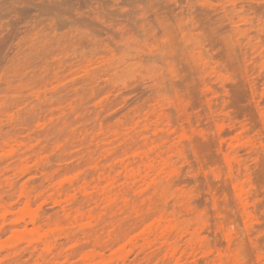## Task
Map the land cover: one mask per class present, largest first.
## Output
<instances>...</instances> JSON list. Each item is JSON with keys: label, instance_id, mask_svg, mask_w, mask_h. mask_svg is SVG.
Returning <instances> with one entry per match:
<instances>
[{"label": "rangeland", "instance_id": "rangeland-1", "mask_svg": "<svg viewBox=\"0 0 264 264\" xmlns=\"http://www.w3.org/2000/svg\"><path fill=\"white\" fill-rule=\"evenodd\" d=\"M232 2L0 0V264H264V0Z\"/></svg>", "mask_w": 264, "mask_h": 264}, {"label": "bare ground", "instance_id": "bare-ground-1", "mask_svg": "<svg viewBox=\"0 0 264 264\" xmlns=\"http://www.w3.org/2000/svg\"><path fill=\"white\" fill-rule=\"evenodd\" d=\"M168 161H169V160H168ZM153 174H154V173H153ZM139 176H140V175H139ZM149 178H150V177H149ZM157 178H158V177H157ZM110 179H111V178H110ZM113 182H114V181H113ZM110 184H111V183H110ZM107 193H108V192H107ZM108 196H109V195H108ZM106 207H107V206H106ZM98 212H99V211H98ZM87 218L89 219V218H91V217H87ZM88 219L85 218V220H88ZM72 221H73V220H72ZM81 221H82V220H81ZM92 221H93V220H92ZM77 222H79V219H78ZM74 223H75V222H74ZM176 223H177V222H176ZM71 224H72V223H71ZM75 224H77V223H75ZM77 225H78V224H77ZM178 226H179V225H178ZM76 227H77V226H76ZM35 228H36V227H35ZM178 228H179V227H178ZM38 229L41 230V228H39V227H38L36 230H38ZM34 233H35V232H34ZM38 233H39V232H38ZM41 233H43V232H41ZM36 236H37V235H36ZM139 240H140V239H139ZM90 257H91V256H90Z\"/></svg>", "mask_w": 264, "mask_h": 264}, {"label": "clouds", "instance_id": "clouds-1", "mask_svg": "<svg viewBox=\"0 0 264 264\" xmlns=\"http://www.w3.org/2000/svg\"><path fill=\"white\" fill-rule=\"evenodd\" d=\"M198 2H203V0H198ZM228 2H229V3H232V7H233V8L235 7V5H234V3L232 2V0H228ZM239 11H242V9L239 10Z\"/></svg>", "mask_w": 264, "mask_h": 264}]
</instances>
